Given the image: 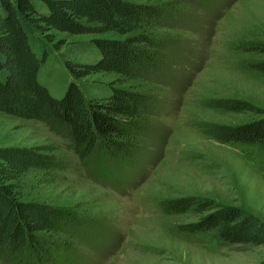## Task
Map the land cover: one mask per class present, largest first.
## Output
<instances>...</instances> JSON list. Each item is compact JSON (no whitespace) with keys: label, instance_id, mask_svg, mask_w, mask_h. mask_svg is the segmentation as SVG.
Returning a JSON list of instances; mask_svg holds the SVG:
<instances>
[{"label":"rangeland","instance_id":"1","mask_svg":"<svg viewBox=\"0 0 264 264\" xmlns=\"http://www.w3.org/2000/svg\"><path fill=\"white\" fill-rule=\"evenodd\" d=\"M127 1L155 5L178 1L185 9L178 24L182 27L154 30L157 37L181 43L173 48L174 64L163 69V76L147 81L104 71L77 79L67 61L77 58L83 44L125 35L50 29L38 32L46 53L40 79L56 97L70 81L93 87L85 85L86 98L101 96V89L110 84L155 97L156 112L150 113L147 137L140 138L136 150V163L143 170L117 169L119 179L92 176L68 141L44 122L0 113V147L54 145V153L69 163L62 171L25 172L17 180L19 198L73 208L91 225L90 248H81L83 259L77 264H264V245L228 243L211 232L180 231L178 225L195 221L196 216L163 213L157 205L162 199L200 195L241 206L264 222V150L216 140L196 125L242 123L264 115V72L246 66L264 59V53L234 48L245 40L264 42V0ZM90 52L80 54V61L93 60ZM213 98L246 100L262 113L208 106Z\"/></svg>","mask_w":264,"mask_h":264},{"label":"trees","instance_id":"2","mask_svg":"<svg viewBox=\"0 0 264 264\" xmlns=\"http://www.w3.org/2000/svg\"><path fill=\"white\" fill-rule=\"evenodd\" d=\"M39 2L44 11L39 10ZM184 15L178 1L155 5L127 0H0V113L44 122L68 141V148L92 176L119 179L117 169L135 170L136 166L143 170L136 163V150L140 138L147 137L146 124L159 101L149 93L113 84L101 89V96L86 98L85 89L91 86L74 81L60 97L52 95L40 79L46 53L38 32L125 35L83 44L76 59L90 50L93 60L70 58L68 69L77 79L105 71L125 79L156 81L163 69L174 64L172 51L181 43L157 37L154 30L182 27L178 24ZM234 48L264 53V42L245 40ZM246 66L264 72V59ZM207 105L262 113L254 104L236 98H213ZM196 125L216 140L254 144L264 150V115L242 123L202 121ZM55 149L54 145L0 147V260L7 264H77L83 259L81 248H90L91 225L76 210L18 196L17 180L28 170L51 172L69 167ZM157 205L163 213L196 216L195 221L178 225L180 231L211 232L228 243L264 245V222L241 206L200 195L162 199Z\"/></svg>","mask_w":264,"mask_h":264}]
</instances>
